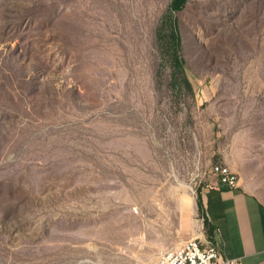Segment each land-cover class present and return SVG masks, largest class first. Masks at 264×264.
Instances as JSON below:
<instances>
[{"label": "rangeland", "instance_id": "rangeland-1", "mask_svg": "<svg viewBox=\"0 0 264 264\" xmlns=\"http://www.w3.org/2000/svg\"><path fill=\"white\" fill-rule=\"evenodd\" d=\"M260 160L264 0H0V264H154Z\"/></svg>", "mask_w": 264, "mask_h": 264}, {"label": "crops", "instance_id": "crops-1", "mask_svg": "<svg viewBox=\"0 0 264 264\" xmlns=\"http://www.w3.org/2000/svg\"><path fill=\"white\" fill-rule=\"evenodd\" d=\"M199 199L202 221L190 239L214 245L225 259L264 264V160L255 163L252 175L240 173L236 188L206 185Z\"/></svg>", "mask_w": 264, "mask_h": 264}, {"label": "built area", "instance_id": "built-area-1", "mask_svg": "<svg viewBox=\"0 0 264 264\" xmlns=\"http://www.w3.org/2000/svg\"><path fill=\"white\" fill-rule=\"evenodd\" d=\"M216 184L223 185L228 189L238 186L237 176L227 166L215 165L212 168ZM154 264H242L237 259L223 258L216 247L199 239H190L177 247L162 250L156 257Z\"/></svg>", "mask_w": 264, "mask_h": 264}, {"label": "trees", "instance_id": "trees-1", "mask_svg": "<svg viewBox=\"0 0 264 264\" xmlns=\"http://www.w3.org/2000/svg\"><path fill=\"white\" fill-rule=\"evenodd\" d=\"M198 206H199V208L201 209V204H200V201H198Z\"/></svg>", "mask_w": 264, "mask_h": 264}]
</instances>
